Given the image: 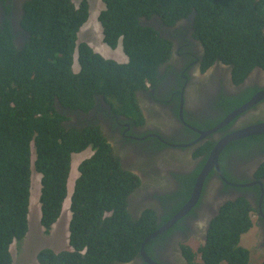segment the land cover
Segmentation results:
<instances>
[{
    "label": "trees",
    "instance_id": "16d2710c",
    "mask_svg": "<svg viewBox=\"0 0 264 264\" xmlns=\"http://www.w3.org/2000/svg\"><path fill=\"white\" fill-rule=\"evenodd\" d=\"M103 2L105 7L98 15L103 40L111 48L121 41L126 62L106 58L87 41L77 43L90 17L88 0L78 4L74 0H28L22 18L28 37L22 47L15 44L8 25L0 32V264H14L12 244L28 233L33 172L42 175L40 222L48 233L68 197L72 156L86 149L91 154L77 166L79 175L70 196V248L56 251L42 247L37 262L129 261L160 226L154 208H147L142 215L131 213L129 197L141 180L123 166L103 127L72 122L68 115L70 111L88 113L102 96L112 113L122 114L132 123L144 121L137 92L147 89L148 82L154 83L158 66L172 53L171 40L147 22L152 16L164 25H175L195 13L194 35L206 51L203 68L215 60L234 63L243 74L257 63L264 66V40L251 18L254 0ZM76 51L79 70L74 69ZM199 170L182 178L175 196L180 199L173 212L162 216L161 224L189 199ZM253 225L248 200L227 201L213 219L208 241L201 248L203 264H249L250 250L240 239ZM164 236L152 238L145 248L149 250Z\"/></svg>",
    "mask_w": 264,
    "mask_h": 264
},
{
    "label": "flooded vegetation",
    "instance_id": "af4514ba",
    "mask_svg": "<svg viewBox=\"0 0 264 264\" xmlns=\"http://www.w3.org/2000/svg\"><path fill=\"white\" fill-rule=\"evenodd\" d=\"M27 1L0 0V32L8 25L18 47H22L28 37L22 27ZM251 9V18L263 41L264 0H254ZM193 14L179 19L175 25H164L156 15L147 21L160 31L161 36L171 40L172 53L158 66L154 83L148 82L147 89L137 92L144 118L142 123H132L126 116L112 113L111 106L102 96L88 113L68 112L72 122L81 120L82 124L101 125L106 140L121 157L123 166L140 177L136 197H129V208L135 216L142 215L149 207L154 208L160 226L153 232L168 221L161 224L162 216L173 212V205L180 199L175 196L183 185L182 178L200 167L199 175L213 147L221 139L264 122L263 64H255L244 74L235 69L236 64L222 60H215L203 68L206 51L194 35ZM230 114L231 121L216 131L204 136L198 132L197 129H212ZM213 122L216 123L209 126ZM248 141L250 144L245 143ZM235 142L240 143L233 145ZM218 160L219 169L216 166L210 169L196 205L172 227L153 237L165 234L160 241L152 243L149 250L145 248L158 264H196L194 258L201 255L211 223L221 207L229 200L235 202L242 197L249 201L253 227L259 230L260 242L257 241L256 246L261 245L264 249V169L261 168L264 132L230 141L221 150ZM142 187H149V196ZM115 264L149 263L140 252L129 261Z\"/></svg>",
    "mask_w": 264,
    "mask_h": 264
},
{
    "label": "rangeland",
    "instance_id": "374dc122",
    "mask_svg": "<svg viewBox=\"0 0 264 264\" xmlns=\"http://www.w3.org/2000/svg\"><path fill=\"white\" fill-rule=\"evenodd\" d=\"M82 0H74L76 4ZM90 6V17L84 24L79 32L77 43L81 41H87L95 51L101 53L106 58H112L119 62L128 61V56L123 50L122 42L120 41L116 48H111L103 40L102 25L99 22L98 15L100 11L105 7L103 0H88ZM175 51V45H173ZM77 50V49H76ZM77 51L74 53V69L79 70ZM195 74H199L198 70H194ZM148 111V107L146 109ZM148 125V124H147ZM91 151L86 149L80 153H74L72 156V169L68 180V197L64 203V209L58 221L52 226L50 232L46 233L44 227L41 225V202H40V190H41V174L34 171L32 174V194L30 201V211L28 215L29 230L25 238L18 243H13L11 247L12 255L14 256V264H39L37 262V252L42 247H51L56 251L70 248L69 244V223L71 220L72 212L70 209V194L73 193L75 181L79 175L77 166L80 162L89 157ZM35 153L33 154V160H35ZM143 188V187H142ZM149 188V187H148ZM148 188H143L146 196H149ZM138 190V189H137ZM137 190L131 194V198L134 199L137 195ZM206 221V217L204 218ZM201 222V221H199ZM198 222V223H199ZM201 227V226H200ZM257 227L250 228L247 232L241 235L240 244L247 247L250 250L249 264H261L264 261V249L261 245L256 246L257 241L260 242ZM200 236V230H197ZM196 234V232L194 233ZM201 238V236H200ZM193 241V239H191ZM194 263L203 264L202 256L196 255ZM222 264H228L223 261Z\"/></svg>",
    "mask_w": 264,
    "mask_h": 264
},
{
    "label": "water",
    "instance_id": "95a60500",
    "mask_svg": "<svg viewBox=\"0 0 264 264\" xmlns=\"http://www.w3.org/2000/svg\"><path fill=\"white\" fill-rule=\"evenodd\" d=\"M252 102H254V98L252 99V101L250 102L252 104ZM181 113V112H180ZM234 114V113H233ZM232 114L228 115V117L219 125L213 127L210 130H201V129H197L198 132L201 133L202 136L216 131L217 129H219L220 127H222L223 125H226L227 123H229V121H231ZM181 117L183 118V114L181 113ZM264 132V122L261 123H257V124H253L250 125L242 130L239 131L238 134H231V135H227L225 136L223 139H221L212 149L206 163L205 166L203 167L202 171L199 173L196 182H195V186L191 192V195L189 197V199L186 201V203L173 215L172 218H170L164 225H162L158 230H156L155 232H152L151 234H149L143 241L142 246H141V254L143 255V257L146 259V261L149 264H158L156 261H154V259H152L146 252L145 250V245L147 244V242L149 240H151L153 237L159 235L160 233L164 232L165 230L169 229L170 227H172L176 221H178L180 218H182L183 216H185L198 202L199 198H200V194L201 191L203 189V185L206 179V176L208 175L210 169L214 166H216L219 169V154L221 152V150L232 140L236 139V138H241L244 137L246 135H253V134H258V133H263Z\"/></svg>",
    "mask_w": 264,
    "mask_h": 264
},
{
    "label": "clouds",
    "instance_id": "9594fccd",
    "mask_svg": "<svg viewBox=\"0 0 264 264\" xmlns=\"http://www.w3.org/2000/svg\"><path fill=\"white\" fill-rule=\"evenodd\" d=\"M135 192V191H134ZM70 196H71V194H70ZM131 196V195H130ZM107 214H110V212H107ZM112 214V213H111ZM142 246V245H141Z\"/></svg>",
    "mask_w": 264,
    "mask_h": 264
},
{
    "label": "bare ground",
    "instance_id": "6f19581e",
    "mask_svg": "<svg viewBox=\"0 0 264 264\" xmlns=\"http://www.w3.org/2000/svg\"><path fill=\"white\" fill-rule=\"evenodd\" d=\"M205 183V182H204Z\"/></svg>",
    "mask_w": 264,
    "mask_h": 264
}]
</instances>
